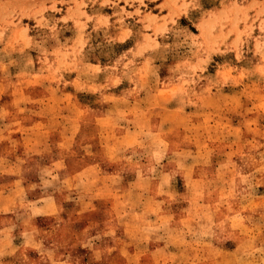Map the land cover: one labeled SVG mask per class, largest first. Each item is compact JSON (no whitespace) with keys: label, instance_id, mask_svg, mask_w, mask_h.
<instances>
[{"label":"rangeland","instance_id":"obj_1","mask_svg":"<svg viewBox=\"0 0 264 264\" xmlns=\"http://www.w3.org/2000/svg\"><path fill=\"white\" fill-rule=\"evenodd\" d=\"M0 264H264V0H0Z\"/></svg>","mask_w":264,"mask_h":264}]
</instances>
